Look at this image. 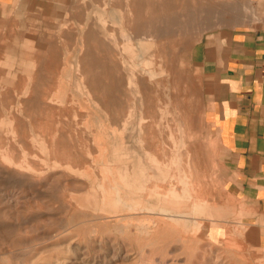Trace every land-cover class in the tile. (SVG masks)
I'll return each instance as SVG.
<instances>
[{"label": "rangeland", "instance_id": "1", "mask_svg": "<svg viewBox=\"0 0 264 264\" xmlns=\"http://www.w3.org/2000/svg\"><path fill=\"white\" fill-rule=\"evenodd\" d=\"M207 1L0 3V264H46L67 245L79 251L74 264H264V249L221 217L219 148L197 58L220 28L206 24ZM25 41L42 54L24 57ZM86 65L112 97L97 98ZM135 167L147 176L121 179ZM185 182L193 200L176 203ZM157 185L179 217L146 209ZM132 198L144 205L127 210Z\"/></svg>", "mask_w": 264, "mask_h": 264}, {"label": "crops", "instance_id": "2", "mask_svg": "<svg viewBox=\"0 0 264 264\" xmlns=\"http://www.w3.org/2000/svg\"><path fill=\"white\" fill-rule=\"evenodd\" d=\"M211 2L205 10L213 21L206 24L220 28L200 43L197 58L204 120L219 148L221 217L244 229L251 248L264 249V0ZM23 45L24 57L42 54L29 41Z\"/></svg>", "mask_w": 264, "mask_h": 264}, {"label": "bare ground", "instance_id": "3", "mask_svg": "<svg viewBox=\"0 0 264 264\" xmlns=\"http://www.w3.org/2000/svg\"><path fill=\"white\" fill-rule=\"evenodd\" d=\"M108 1V0H107ZM110 1V0H109ZM138 2V1H137ZM108 3V2H107ZM110 3V2H109ZM146 3V2H145ZM115 4V3H114ZM118 6V5H117ZM145 7H146V5H145ZM118 8V7H117ZM129 11V10H128ZM157 12H159V11H157ZM118 15V17H120L121 16V14L120 13H118L117 14ZM126 15H128V14H126ZM129 18V17H128ZM83 19V18H82ZM130 20H131V18H130ZM132 22V21H131ZM88 23V22H87ZM85 26V25H84ZM104 26H105V24H104ZM93 27V26H92ZM102 29V28H101ZM130 29V28H129ZM85 30V29H84ZM94 31V30H93ZM102 31V30H101ZM84 32V31H83ZM86 34V33H85ZM89 34V33H88ZM160 36V35H159ZM96 37V36H95ZM105 37V36H104ZM97 38H100V37H97ZM91 39V38H90ZM88 42V41H87ZM90 42V41H89ZM83 45V44H82ZM90 45V44H89ZM93 52H95V51H93ZM98 52V51H97ZM94 57V56H93ZM97 59H98V57H97ZM102 63H104V62H102ZM105 64V63H104ZM71 66V65H70ZM74 67V66H73ZM92 67H94V66H92ZM107 67V66H106ZM119 67V66H118ZM99 68V67H98ZM113 68V67H112ZM82 69V68H81ZM100 69V68H99ZM104 69V68H103ZM102 69V70H103ZM114 69V68H113ZM83 71V74H84V78H85V80H86V84H88L90 87H92V86H94L95 87V89H96V92H97V98H99V99H103V98H106V97H108L109 98V96H111L112 97V93H111V89H109L108 87H107V85L106 86H102V85H99V83H97V85H96V83H95V79H94V77H93V73L92 72H89V70H88V68H87V65L86 66H84L83 67V69H82ZM112 70V69H111ZM104 71H106V70H104ZM115 72V71H114ZM102 73V72H101ZM108 73V72H107ZM77 74V73H76ZM117 74V73H116ZM79 76V75H78ZM102 76V75H101ZM105 76V75H104ZM109 76V75H108ZM115 76V75H114ZM83 77V76H82ZM77 78V77H76ZM80 78V77H79ZM78 78V79H79ZM109 78V77H108ZM101 79V78H100ZM110 79V78H109ZM115 79H117V78H115ZM114 79V80H115ZM118 80V79H117ZM80 81V80H79ZM84 81V80H83ZM106 81V80H105ZM119 81V80H118ZM81 82H82V80H81ZM120 82V81H119ZM122 82V81H121ZM83 83V82H82ZM131 83V82H130ZM116 84H117V81H116ZM144 84V83H143ZM146 84V83H145ZM79 85V84H78ZM80 85H82V84H80ZM38 86V85H37ZM136 86V85H135ZM141 86V85H140ZM145 86V85H144ZM82 87H84L85 89H86V87L83 85ZM39 88V87H38ZM81 88V87H80ZM113 89H115L114 87H112ZM73 89H75V88H73ZM83 89V88H82ZM81 89V90H82ZM84 89V90H85ZM80 90V89H79ZM81 90H80V94H81ZM92 90V89H91ZM24 92V91H23ZM36 92V91H35ZM93 92V91H92ZM8 93V92H7ZM72 93V92H71ZM84 93V92H83ZM86 94H87V92H86ZM93 94V93H92ZM114 94V93H113ZM77 95V94H76ZM82 95V94H81ZM84 95V94H83ZM82 95V96H83ZM89 95V94H88ZM93 96V95H92ZM69 99H70V97H68ZM77 98V97H76ZM75 98V99H76ZM95 98V97H94ZM116 98V97H115ZM16 99H17V97H16ZM78 99V98H77ZM98 99V100H99ZM111 99V98H110ZM109 99V100H110ZM11 100V99H10ZM33 100V99H32ZM92 100V99H91ZM108 100V101H109ZM19 101V100H18ZM39 101V100H38ZM86 101V100H85ZM84 102V101H83ZM76 103V102H75ZM87 103V102H86ZM85 103V104H86ZM21 105V104H20ZM87 105V104H86ZM18 106H19V104H18ZM103 106V105H102ZM85 107V106H84ZM94 107V106H93ZM92 107V108H93ZM98 107V106H97ZM91 108V109H92ZM95 109V108H94ZM53 111V110H52ZM94 111V110H93ZM91 113H93L92 111H90ZM53 113V112H52ZM56 113V112H55ZM105 114V113H104ZM23 115V114H22ZM106 115V114H105ZM17 118V117H16ZM98 119H100V118H98ZM104 119V118H103ZM17 121H18V119H16ZM52 121V120H51ZM1 122V121H0ZM90 122H92V121H90ZM99 122H101V120H99ZM47 123V122H46ZM101 124V123H100ZM99 124V125H100ZM105 124H108V123H105ZM98 125V124H97ZM109 125V124H108ZM9 126V125H8ZM91 126V125H90ZM5 127H6V124H5ZM100 127V126H99ZM103 127V126H102ZM91 128V127H90ZM89 128V129H90ZM96 128V127H95ZM99 129V128H98ZM117 129V128H116ZM51 130V129H50ZM100 130H102V129H100ZM103 132V131H102ZM97 133V132H96ZM121 134V133H120ZM13 135V134H12ZM15 135V134H14ZM100 136H106V134L103 132V133H100ZM118 137H119V135H118ZM122 137V136H121ZM117 138V137H116ZM7 139H8V137H7ZM122 139V138H121ZM119 140V139H118ZM5 142V141H4ZM8 142V141H7ZM116 142H117V139H116ZM121 142V140L119 141V143ZM3 143V142H2ZM118 143V144H119ZM117 144V143H116ZM123 144V143H122ZM4 145V144H3ZM17 145V144H16ZM120 145V144H119ZM6 146V145H5ZM4 147V146H3ZM10 147V146H9ZM115 147V146H114ZM119 148V147H118ZM8 149V148H7ZM121 149V148H120ZM10 150V149H9ZM104 150V149H103ZM114 150H115V148H114ZM8 151V150H7ZM12 151V150H11ZM41 151V150H40ZM63 151H64V149H63ZM105 151V150H104ZM117 151V150H116ZM120 151V150H119ZM3 152H4V150H3ZM9 152V151H8ZM120 153V152H119ZM118 153V154H119ZM116 154V153H115ZM124 157V156H123ZM99 159H102L103 160V155L101 154L99 157H98ZM121 158V157H120ZM129 159V158H128ZM134 159H136V158H134ZM134 161V160H133ZM8 162H9V160H8ZM12 162V161H11ZM52 162V161H51ZM113 162V161H112ZM118 163V162H117ZM20 166H22V164L20 165ZM132 166H134L133 164H132ZM128 167V166H127ZM32 168V167H31ZM34 168V167H33ZM172 168V167H171ZM119 169H122V167L121 168H119ZM149 169L148 168H138V167H135L134 169H132V170H127V171H125V173H123V174H121V179L123 178H127V177H130L131 175H133L134 177H136L137 176V174H141L142 176H147V171H148ZM171 170H174L173 168L171 169ZM35 171V170H34ZM121 171V170H120ZM122 171H123V169H122ZM142 171V172H141ZM161 172V171H160ZM172 172V171H171ZM162 174H160V177H163L162 179H164L165 181H166V175L163 173V172H161ZM173 173H174V171H173ZM120 174V173H119ZM150 173H148V176L150 177ZM174 175V174H173ZM182 175V177H184L183 176V174H181ZM180 175V176H181ZM119 177H120V175H119ZM153 177V176H152ZM187 177H188V175H187ZM189 178V177H188ZM187 178V179H188ZM51 180V179H50ZM143 180V179H142ZM145 180V179H144ZM143 180V181H144ZM164 180H163V182H164ZM123 181H125V180H123ZM122 181V183H124ZM132 181H134V180H132ZM189 181V180H188ZM122 183H120V184H122ZM145 183H146V180H145ZM190 183H191V181H190ZM183 184H184V182H183ZM98 185V184H97ZM123 185V184H122ZM154 186V185H153ZM152 186V187H153ZM185 190H184V193L183 194H179V193H177V194H172V196H171V198L177 203V201H178V199L180 200L181 198H186V199H189V200H193V194H192V186L189 184V182H185ZM108 187H109V184L107 183V182H104L103 184H102V188H103V190H107L108 189ZM147 187V186H146ZM124 188V187H123ZM148 189V188H147ZM156 189H159V186L157 185V187H155L154 189H153V193L154 192H156L157 190ZM21 190V189H20ZM151 190V189H150ZM160 191V190H159ZM21 192V191H20ZM121 193H123V190L121 189V188H119L118 189V192H117V194H118V198H117V203L118 204H123V203H125V198H123V196H121ZM125 193H127V192H125ZM124 193V194H125ZM157 193V194H156ZM155 194L157 195V198L155 199V201H156V203H150V202H147V206H146V209H150V210H152V211H154V212H164V213H166V214H168V215H170V216H172V217H179V214H180V212H179V210H178V208H177V204L175 205L174 203H170L169 201H171L170 199H167V198H163V197H161V193L159 194L158 192H156ZM123 194V195H124ZM130 194H132V192H130ZM137 194H140V193H137ZM3 197V196H2ZM56 197V196H55ZM142 198V197H141ZM3 199H5V198H3ZM34 200V199H33ZM59 200V199H58ZM150 200V199H149ZM172 200V201H173ZM15 203V202H14ZM18 203H20V201L18 202ZM65 204V203H64ZM13 205V204H12ZM127 206H126V209L127 210H134V209H137V208H140L141 207V205L143 206L144 205V201L142 200V199H140V198H132V200H129L128 202H127V204H126ZM180 208V207H179ZM67 210V209H66ZM69 210V209H68ZM182 212V211H181ZM4 216V215H3ZM62 220V219H61ZM168 224V223H167ZM71 225V224H70ZM66 227V226H65ZM143 229H145V227H143ZM142 230V229H141ZM143 232V231H142ZM146 232V231H145ZM107 240V239H106ZM119 243V242H118ZM97 245V244H96ZM100 246V245H99ZM113 246V245H112ZM120 247V246H119ZM113 248V247H112ZM115 248V247H114ZM123 249V248H122ZM59 252L60 253H57L56 254V256H52V257H50L51 258V261H49V262H47L46 264H74V263H77V261L76 262H72L73 260H77V259H75L76 257L78 258V253H79V251H77V250H73V248H71V246L70 245H67L66 247H64V248H59ZM129 255V254H128ZM132 255V254H131ZM130 255V256H131ZM126 257V256H125ZM46 258V257H45ZM6 259V258H5ZM94 259V258H93ZM111 259V258H110ZM48 260V259H47ZM109 260V259H108ZM6 261H7V259H6ZM10 261V260H9ZM8 262V261H7ZM6 262V263H7ZM22 263V262H21ZM8 264H10V263H8ZM23 264V263H22ZM30 264V263H29Z\"/></svg>", "mask_w": 264, "mask_h": 264}]
</instances>
